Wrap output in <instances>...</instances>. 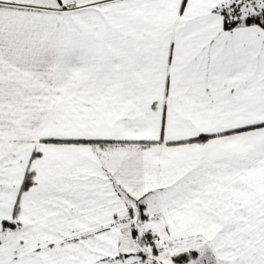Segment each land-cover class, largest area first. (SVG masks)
Returning a JSON list of instances; mask_svg holds the SVG:
<instances>
[{
  "label": "snow or ice",
  "instance_id": "obj_1",
  "mask_svg": "<svg viewBox=\"0 0 264 264\" xmlns=\"http://www.w3.org/2000/svg\"><path fill=\"white\" fill-rule=\"evenodd\" d=\"M0 264H264V0H0Z\"/></svg>",
  "mask_w": 264,
  "mask_h": 264
}]
</instances>
